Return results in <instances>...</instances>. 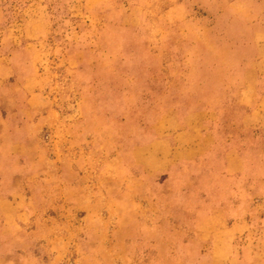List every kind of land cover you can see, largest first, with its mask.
Returning a JSON list of instances; mask_svg holds the SVG:
<instances>
[{"label": "rangeland", "instance_id": "1", "mask_svg": "<svg viewBox=\"0 0 264 264\" xmlns=\"http://www.w3.org/2000/svg\"><path fill=\"white\" fill-rule=\"evenodd\" d=\"M263 22L264 0H0V264H264Z\"/></svg>", "mask_w": 264, "mask_h": 264}, {"label": "crops", "instance_id": "2", "mask_svg": "<svg viewBox=\"0 0 264 264\" xmlns=\"http://www.w3.org/2000/svg\"><path fill=\"white\" fill-rule=\"evenodd\" d=\"M256 39V90L254 91L255 96L254 104L251 100L248 102L250 108L244 115L242 122L243 125L251 129H259L264 127V89L261 87V83L264 79V22L258 24L255 29ZM241 224H236L233 228L239 227Z\"/></svg>", "mask_w": 264, "mask_h": 264}]
</instances>
